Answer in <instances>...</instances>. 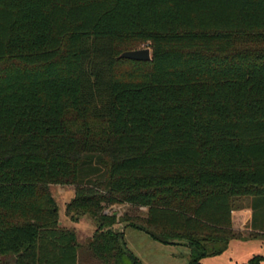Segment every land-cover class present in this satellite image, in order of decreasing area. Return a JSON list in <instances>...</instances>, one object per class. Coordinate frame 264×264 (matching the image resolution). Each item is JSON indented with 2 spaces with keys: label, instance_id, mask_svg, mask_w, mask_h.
<instances>
[{
  "label": "trees",
  "instance_id": "1",
  "mask_svg": "<svg viewBox=\"0 0 264 264\" xmlns=\"http://www.w3.org/2000/svg\"><path fill=\"white\" fill-rule=\"evenodd\" d=\"M244 198L264 239V0H0V264H140L120 225L201 264Z\"/></svg>",
  "mask_w": 264,
  "mask_h": 264
},
{
  "label": "rangeland",
  "instance_id": "2",
  "mask_svg": "<svg viewBox=\"0 0 264 264\" xmlns=\"http://www.w3.org/2000/svg\"><path fill=\"white\" fill-rule=\"evenodd\" d=\"M148 48L146 45L139 49ZM51 195L57 205L59 222L67 229H72L78 234L82 245L92 237L95 229V221L88 215L73 220L65 214V206L74 197L71 187L52 185ZM253 200L250 198L239 199L233 204L232 221L233 230L240 235H246L250 230ZM264 207L259 208V211ZM110 213L117 216L127 214L128 216L143 217L145 209L127 205L112 207ZM258 212L257 221H263V213ZM259 226V225H258ZM123 232V241L127 249L138 259L140 264H187L189 262V250L184 246L166 245L151 239L147 234L125 225L118 226ZM261 257L260 260L254 259ZM257 260V261H256ZM203 264H264V239L244 237L232 240L227 248L219 255L207 257Z\"/></svg>",
  "mask_w": 264,
  "mask_h": 264
},
{
  "label": "water",
  "instance_id": "3",
  "mask_svg": "<svg viewBox=\"0 0 264 264\" xmlns=\"http://www.w3.org/2000/svg\"><path fill=\"white\" fill-rule=\"evenodd\" d=\"M119 58L133 60V61L148 62L151 60L150 49L145 48V49H139V50L126 51V52L121 53ZM170 244L176 245V246H184L183 242H180L177 240L171 241Z\"/></svg>",
  "mask_w": 264,
  "mask_h": 264
},
{
  "label": "crops",
  "instance_id": "4",
  "mask_svg": "<svg viewBox=\"0 0 264 264\" xmlns=\"http://www.w3.org/2000/svg\"><path fill=\"white\" fill-rule=\"evenodd\" d=\"M232 215H233V214H232ZM60 224H61V223H60ZM232 224H233V221H232ZM61 226L64 227L62 224H61ZM64 228H66V227H64ZM115 228H116V229H119L118 226H116ZM232 228H233V225H232ZM66 229H67V228H66ZM204 259H206V258H204ZM204 259H203V260H204ZM203 260L201 261V264H203V263H202ZM187 264H188V263H187Z\"/></svg>",
  "mask_w": 264,
  "mask_h": 264
}]
</instances>
